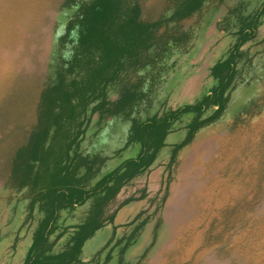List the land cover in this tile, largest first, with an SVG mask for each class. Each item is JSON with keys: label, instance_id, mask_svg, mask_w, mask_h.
I'll use <instances>...</instances> for the list:
<instances>
[{"label": "rangeland", "instance_id": "obj_1", "mask_svg": "<svg viewBox=\"0 0 264 264\" xmlns=\"http://www.w3.org/2000/svg\"><path fill=\"white\" fill-rule=\"evenodd\" d=\"M64 1L0 0V109L18 88L49 79L59 37L73 11ZM261 1L206 0L185 21L186 37L177 43L170 37L171 46L157 66L140 67L131 74L133 81L142 75L145 88L150 75L155 72L156 77L148 99L130 118L193 103L207 93L215 83L211 66L227 56L240 19ZM257 31L241 47L228 108L216 122L201 126L172 159L193 114L176 122V130L168 135L170 143L159 151L154 166L161 176L160 188L140 199L142 208L133 220L118 229L107 222L88 238L83 247L87 257L77 264H264V15ZM118 96L119 86L110 87L109 98ZM130 118L93 115L81 148L105 157L99 174L125 151L121 146ZM139 183L128 184L122 196L142 194ZM28 202L26 188L16 189L0 179V264L22 263L41 214L35 211L30 219ZM86 211V205L63 211L60 221L73 225ZM132 223L138 226L134 230ZM72 230L60 237L55 251L65 246ZM123 239L127 241L122 246Z\"/></svg>", "mask_w": 264, "mask_h": 264}, {"label": "trees", "instance_id": "obj_2", "mask_svg": "<svg viewBox=\"0 0 264 264\" xmlns=\"http://www.w3.org/2000/svg\"><path fill=\"white\" fill-rule=\"evenodd\" d=\"M205 2L64 1L73 11L59 37L58 55L49 79L44 83L33 80L18 88L0 109V179L16 189L26 188L30 219L35 211L41 213L22 264L80 263L85 241L114 220L121 205L116 198L122 186L149 168L166 145L175 123L183 115L193 114L184 140L172 150V159L201 126L215 120L226 108L238 75L241 47L257 33L264 0L253 13L240 19L236 40L227 56L211 66L215 83L207 93L193 103L146 118H130L148 99L156 77L152 73L149 87L145 88L143 76L133 81L131 74L140 67L157 66L171 46L170 37L175 43L185 38V21ZM112 86H119L117 99L109 98ZM213 106L216 108L212 113L204 116ZM95 113L99 119L129 117L131 125L123 149L140 146L135 156L101 174L105 157L81 148ZM87 201L90 207L85 217L63 226L62 212ZM70 227L73 230L69 240L55 251V244Z\"/></svg>", "mask_w": 264, "mask_h": 264}, {"label": "crops", "instance_id": "obj_3", "mask_svg": "<svg viewBox=\"0 0 264 264\" xmlns=\"http://www.w3.org/2000/svg\"><path fill=\"white\" fill-rule=\"evenodd\" d=\"M176 128H177V126L175 125L174 131L176 130ZM174 131H172L170 133L172 134ZM169 143H170V140L168 139V136H167L166 145H168ZM123 148H124V145L121 146V149H122L121 151H123V150L126 151L127 150V153L124 151L123 153H121L120 157L115 158L114 155H110L111 156V160H113L115 158L116 162L112 166L108 165L111 162L110 163L107 162L108 164H107V169L105 170V172L113 169L114 167H116L124 159H126L128 157H131V156H135L138 153L140 146L138 144H134V145L128 146L125 149H123ZM131 151H133V152L131 153ZM158 161L159 160H158V156H157L156 159L154 160V162L149 166L148 169H146L145 171H143L142 173H140L139 175H137L136 177L131 179L127 184L122 186V188L119 191V193L117 194V198H116L117 199V203H121V205L119 206V208H118V210L116 212L114 220L112 221L115 228L118 229V228L122 227L125 223L129 222L130 220H133L135 218V216H137V214L140 212V210L142 208V203L140 202V199L142 197L146 196V194H149L150 191L154 192L155 190L160 188V186H157V178L159 177L158 175H160V173L156 169H154V166L156 165V163ZM159 178H161V176ZM136 181L140 182L138 186H139V188L142 189V191H143L142 194L143 195L142 194H140V195L138 194L137 195L136 193H133V195L122 196V193L126 190L127 185L128 184H132V183L134 184V183H136ZM131 196H134V198L124 202L126 199H128ZM83 205H86L87 209H88L90 207V201H87ZM151 211H153V209ZM151 211L149 210L148 212H151ZM137 227L138 226L136 224L132 223L131 230H134ZM126 241L127 240L123 239L122 240L123 243L121 245L123 246L125 244L124 242H126ZM105 242L106 241H104V243ZM30 243H31V241H30ZM30 243L28 244V246L26 248V252H27V249H28ZM104 243H102V244H104ZM83 247H84V245H83ZM26 252H25V254H26ZM25 254H24V257H25ZM85 257H87V256L83 254V248H82V253H81L80 258H81V260H83ZM23 260H24V258H23ZM23 260H22V262H23Z\"/></svg>", "mask_w": 264, "mask_h": 264}, {"label": "bare ground", "instance_id": "obj_4", "mask_svg": "<svg viewBox=\"0 0 264 264\" xmlns=\"http://www.w3.org/2000/svg\"><path fill=\"white\" fill-rule=\"evenodd\" d=\"M258 32V31H257ZM261 33V32H260ZM264 33V32H263ZM262 33V34H263ZM257 35V34H256ZM264 37V36H263ZM251 47V46H250ZM255 47V46H254ZM244 49V48H243ZM242 50V49H241ZM255 50V49H254ZM253 50V51H254ZM243 51V50H242ZM249 53V52H248ZM259 54V53H258ZM252 55V54H251ZM257 55V54H256ZM248 56V55H247ZM255 57V56H254ZM244 61V60H243ZM250 61V60H249ZM253 62V61H252ZM248 63V62H247ZM242 65V64H241ZM259 70V69H258ZM264 70V69H263ZM263 75V74H262ZM261 76V75H260ZM263 78V77H262ZM234 79V78H233ZM261 79V78H260ZM233 82V81H232ZM238 82H240V81H238ZM261 82V81H260ZM247 83H249V82H247ZM259 83V82H258ZM246 84V83H245ZM248 85V84H247ZM246 86V85H245ZM239 87V86H238ZM241 87V86H240ZM239 87V88H240ZM230 88V87H229ZM228 89V88H227ZM235 89V88H234ZM234 89H233V92H234ZM238 92V91H237ZM253 96V95H252ZM231 97H233V96H231ZM230 97V98H231ZM229 101V100H228ZM233 101V100H232ZM256 101V100H255ZM256 103V102H255ZM219 105V104H218ZM230 105V104H229ZM248 105V104H247ZM226 108H228V107H226ZM255 109V108H254ZM221 113V112H220ZM246 113V112H245ZM248 114V113H247ZM190 116V115H189ZM220 117V116H219ZM204 118V117H203ZM217 120V119H216ZM216 120L214 121V122H216ZM220 120V119H219ZM224 120V119H223ZM210 122V121H209ZM221 122V121H220ZM216 124V123H215ZM219 124V123H218ZM187 157V156H186ZM175 165V164H174Z\"/></svg>", "mask_w": 264, "mask_h": 264}]
</instances>
